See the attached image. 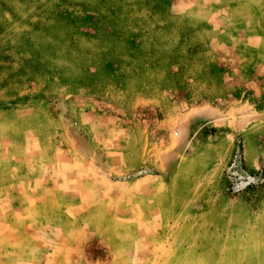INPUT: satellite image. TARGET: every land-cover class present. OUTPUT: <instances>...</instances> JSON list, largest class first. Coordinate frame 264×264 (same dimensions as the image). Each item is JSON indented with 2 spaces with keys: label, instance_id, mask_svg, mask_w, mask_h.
<instances>
[{
  "label": "rangeland",
  "instance_id": "obj_1",
  "mask_svg": "<svg viewBox=\"0 0 264 264\" xmlns=\"http://www.w3.org/2000/svg\"><path fill=\"white\" fill-rule=\"evenodd\" d=\"M0 264H264V0H0Z\"/></svg>",
  "mask_w": 264,
  "mask_h": 264
}]
</instances>
